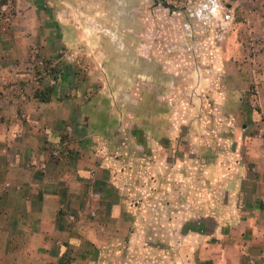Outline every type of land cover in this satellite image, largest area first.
Instances as JSON below:
<instances>
[{"label":"crops","instance_id":"0c3cea01","mask_svg":"<svg viewBox=\"0 0 264 264\" xmlns=\"http://www.w3.org/2000/svg\"><path fill=\"white\" fill-rule=\"evenodd\" d=\"M17 3L15 9L9 0H0V264H100L95 258L103 253L100 238L107 243L122 236L131 214L122 201L117 159L133 155L130 140L136 154L145 145L144 129L128 132L133 121L114 92V79L134 74L116 65L121 60L95 57L89 60L104 63L101 75L92 68L86 76L63 70L48 80L50 76L32 70L30 61L61 60L49 51L59 46L54 36L60 27L41 20L46 7L31 0ZM248 3L240 23L249 43L247 55L230 45L234 20L221 42L216 29L196 28L193 40L201 63L212 73L198 76L196 87L183 90L176 83H186L195 73L178 26L179 38L166 41L169 64L157 72L158 78L171 75L172 95L203 91L204 99L215 96L210 106L217 111H248V131L236 129L239 149L232 154L237 159L218 174L217 191L225 203L211 215L194 217L208 241L205 264H264V0ZM12 8L21 17L9 15ZM136 63L132 103L144 107V55H137ZM148 86L161 106V88L155 82ZM251 88L254 104L246 102ZM189 99L184 103L191 107Z\"/></svg>","mask_w":264,"mask_h":264},{"label":"rangeland","instance_id":"374dc122","mask_svg":"<svg viewBox=\"0 0 264 264\" xmlns=\"http://www.w3.org/2000/svg\"><path fill=\"white\" fill-rule=\"evenodd\" d=\"M31 1L33 5L46 7L41 20L54 21L60 27L57 36H54L59 46H50L49 51L61 60L56 63L48 58L34 57L30 61L32 70L45 78L50 76L48 80L60 75L63 70H78L81 76H86L92 68L101 75L103 69L100 66L104 63L95 62L94 65L89 59L95 57L121 60V64L117 62L116 65L135 77L137 55L141 53L145 57L144 107L132 103L135 100L134 77L114 79V92L127 110L126 117L133 121L128 132L144 129L146 137L144 149L139 148V154H136V144L130 140L132 145L129 149L133 155L120 157V154L117 159V172L123 175L120 181L122 201L131 214L125 220L122 236H116L112 241L108 238L107 243L104 237L100 238L103 253L95 257L98 263H207L203 249L208 241L200 234L198 218L194 217L211 215L225 203V195L217 191L218 174L230 168L237 159L232 154L239 149L236 129L239 133L248 131L245 129L248 126V111H217L210 106L212 101H216L215 96L204 99L203 91L172 95L171 75L157 77L158 70L169 64L166 62L165 39L179 38V31L176 32L175 28L178 30L181 17L173 12L184 11L190 1L195 0ZM220 1L223 12L235 9L231 13L237 27L230 45L235 43L242 55H247L249 43L240 23L250 9L249 0L242 3L239 0ZM9 4L11 7L15 5L14 8L18 5L15 0H9ZM14 8L9 15L18 19L21 15H17ZM4 13L7 16V12ZM156 60L161 62H154ZM235 73L231 69L232 81L236 80L233 79ZM188 77L186 83L184 80L176 83L183 90L198 84L195 74L191 73ZM96 80L102 79L97 77ZM154 82L161 88L162 104L159 107L153 92L147 89L152 87L148 84ZM254 91L251 88L246 102L256 103ZM106 93L109 94L107 89ZM172 96L176 97L178 106ZM186 98H190L191 107L184 103ZM244 149L242 145V155ZM242 155L238 161L243 165ZM116 228L119 233L121 228Z\"/></svg>","mask_w":264,"mask_h":264},{"label":"built area","instance_id":"2783aa9c","mask_svg":"<svg viewBox=\"0 0 264 264\" xmlns=\"http://www.w3.org/2000/svg\"><path fill=\"white\" fill-rule=\"evenodd\" d=\"M222 7L220 0H195V2L190 1L189 6L183 9L184 11L173 12L181 17L179 26L183 29L181 32L185 37L181 36L180 38H184V43L187 46L186 49L190 53L189 58L192 59L193 71L197 77L204 73H212V69L204 67L201 63L198 46L193 40L196 28L197 30L198 28L206 30L211 27L218 31L217 40L219 42L225 39L231 27V22H233V16L228 11L223 12ZM164 42L167 49L168 45L166 41ZM167 50L169 52V48Z\"/></svg>","mask_w":264,"mask_h":264}]
</instances>
